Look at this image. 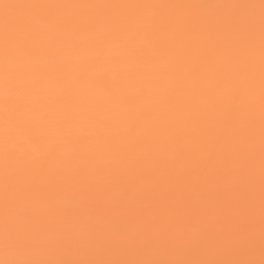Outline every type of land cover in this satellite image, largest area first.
I'll list each match as a JSON object with an SVG mask.
<instances>
[{
  "label": "snow or ice",
  "instance_id": "1",
  "mask_svg": "<svg viewBox=\"0 0 264 264\" xmlns=\"http://www.w3.org/2000/svg\"><path fill=\"white\" fill-rule=\"evenodd\" d=\"M0 264H264V0H0Z\"/></svg>",
  "mask_w": 264,
  "mask_h": 264
},
{
  "label": "bare ground",
  "instance_id": "2",
  "mask_svg": "<svg viewBox=\"0 0 264 264\" xmlns=\"http://www.w3.org/2000/svg\"><path fill=\"white\" fill-rule=\"evenodd\" d=\"M201 2H209V0H201ZM211 2H226V0H211Z\"/></svg>",
  "mask_w": 264,
  "mask_h": 264
}]
</instances>
